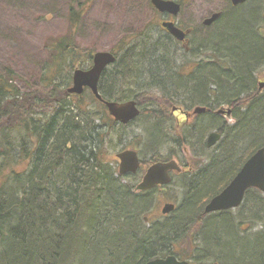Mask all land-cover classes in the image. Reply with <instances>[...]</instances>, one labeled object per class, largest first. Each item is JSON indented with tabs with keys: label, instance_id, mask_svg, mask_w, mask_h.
<instances>
[{
	"label": "trees",
	"instance_id": "trees-1",
	"mask_svg": "<svg viewBox=\"0 0 264 264\" xmlns=\"http://www.w3.org/2000/svg\"><path fill=\"white\" fill-rule=\"evenodd\" d=\"M83 10V2L71 6L69 32L48 44L52 58L41 78L45 91H22L14 83L17 74L11 69L6 74H0V264H67V253H75L77 236L81 240L80 261L88 263L106 264L103 259L106 252L110 256H118L125 264H146L153 258L168 254L197 263V234L203 215L200 214L197 219L177 217L150 225L145 220L146 212L139 211L138 201L156 192L163 193L165 197L164 191L169 186L138 192L135 190L136 182L121 185L120 180L127 176L120 175L106 158L104 145L106 139L111 140V129L118 124L120 127L117 130H122L134 121L128 125L117 123L105 104L88 89L82 94L68 91L75 68L92 65L94 52L76 42V30ZM244 24L235 31L243 35L223 37L224 45L234 41H238V46L242 43L239 48L232 45L234 51L231 53L235 64L242 66L240 73L227 78L230 82L243 79L235 85L236 90H243L248 65L264 48L262 42L249 36V24ZM212 38L218 39L221 35ZM130 43L113 50L118 57L113 65L117 66L116 77L127 79L131 69L137 66L128 60L127 46ZM161 46H168L165 49L169 56L170 41L162 39ZM122 53L127 55L122 57L121 63ZM107 71L103 72L99 83L103 98L116 101L135 99L142 107L140 117L162 123L172 119L171 111L175 105L172 95L157 96L141 91L130 96L123 90L116 93L114 83L105 84ZM225 88L229 89V86ZM233 88L232 92H227L228 95L236 94ZM245 99H236L229 104L237 111L248 106L251 110L259 100L254 101L253 95ZM71 119H78V122L92 119L90 132L95 134L97 145L84 148L75 144L72 139L74 128L66 123ZM60 121H63L62 124ZM74 124L78 127L77 122ZM104 126H107V132H102ZM77 131L84 132L81 127ZM224 131L223 127L220 133ZM262 146L264 141L253 144L249 154L234 166L217 190L210 193L204 203L202 200L200 210L224 189L242 163ZM132 148H136L135 145ZM170 158L155 152L143 160L140 171L131 176L139 180L148 165ZM189 174L186 172L183 176ZM263 194L259 189H249L241 206L249 200L251 206H256L260 212L264 209ZM230 211H221L214 216H227ZM226 216L225 220H232ZM258 251L250 256L254 264H264V245Z\"/></svg>",
	"mask_w": 264,
	"mask_h": 264
},
{
	"label": "rangeland",
	"instance_id": "rangeland-1",
	"mask_svg": "<svg viewBox=\"0 0 264 264\" xmlns=\"http://www.w3.org/2000/svg\"><path fill=\"white\" fill-rule=\"evenodd\" d=\"M225 1L205 0L201 10L194 8L192 17L194 20L186 24L189 26L197 24L201 12L207 15L215 7L227 2ZM254 1L253 6L260 2H262L260 5L264 4V0ZM79 2L84 3V10L76 30L78 45L98 52L119 50L123 44L125 46L127 42H131L127 46L128 60L137 66L131 69L127 79L116 77L117 66L109 67L106 86L114 83L116 93L123 90L130 96L141 91L151 92L157 96L172 95V84L169 82L170 55H167L165 49L168 46H161L162 39L166 38L170 43L171 40L162 29L158 32L157 22L160 17L155 14L149 0H0V74H6L8 69H11L17 74L14 83L22 91L32 89L45 91L41 78L46 64L52 58L48 44L69 32V9L71 6H77ZM228 8L229 6L224 5L221 11ZM244 10L248 11L249 7ZM229 11L230 9L226 12ZM244 22L249 24L242 15L233 13L220 20V23L211 30L208 29L207 33L211 34L204 35L206 37L197 36V44L205 43L204 46L220 48L227 56L226 62L231 64V60L234 59L231 53L242 43L240 42L238 46V41H234L224 45L223 37L243 35L235 31L245 26ZM253 22L251 20L247 25L249 27L247 32L251 37L255 36ZM257 22L256 30L264 26L260 18ZM214 35H221V38L213 39ZM127 54H121V63L122 57ZM231 66L228 65V68ZM225 87L219 91L223 98L232 92L230 87L229 89ZM223 98H219V102L214 106L219 104L217 108L227 107V102H221ZM201 103L176 101L175 105H184L187 108L203 105ZM252 107L251 110H248L249 106L238 110L230 116L221 115L218 123L204 115L187 121L177 112L175 115L172 114V119L167 123L142 116L122 130H117L120 127L117 124L111 129L113 130L111 140L106 139L104 145V151H107L106 158L117 171L119 170L117 153L132 148V145H135L142 160L158 152L165 157L176 159L181 166L192 163L193 168L188 176L177 173L173 175V182L164 191L165 197L163 193L156 192L138 203L139 211L146 212L145 217H148L150 225L155 222L171 221L177 217L197 219L200 214L203 215V222L197 234L199 261L195 264H254V259L250 255L259 253V247L264 245V209L258 212L256 206L253 208L249 200L229 212L227 216L232 220H225L224 214L204 215L200 210L202 200L204 203L210 193L217 190L233 171L234 166L249 154L253 144L264 141V88L260 99ZM73 121L78 123L83 133L77 131L78 127ZM91 121L92 119H83L80 123L78 119H71L66 122L71 129L74 128L75 134L72 139L80 147L86 148L98 143V140L94 139L95 134L92 135L90 132ZM62 122L60 121L61 124ZM221 122L225 125V131L217 144L208 148L207 137L221 128ZM104 128L102 132H107V126ZM199 172L201 174L194 178ZM137 181L128 175L120 180V184L128 182L134 184ZM167 201H172L179 208L163 215L162 207ZM80 241V236H77L75 253L66 252L69 256L67 264H94L91 261L89 263L80 261L82 257Z\"/></svg>",
	"mask_w": 264,
	"mask_h": 264
},
{
	"label": "flooded vegetation",
	"instance_id": "flooded-vegetation-1",
	"mask_svg": "<svg viewBox=\"0 0 264 264\" xmlns=\"http://www.w3.org/2000/svg\"><path fill=\"white\" fill-rule=\"evenodd\" d=\"M149 1L155 14L160 17L157 22L158 32L162 29L171 40V48L169 51V82L172 84L173 102H202L201 104H203L198 107L190 106L187 108H185L186 106L184 105H174L171 111L173 115H175L176 112L180 113L187 121L191 118H198V115H204L216 120L218 123V119L221 115L226 114L227 116H230L237 111L230 106V102L236 99H245L246 96L248 97L250 95L254 96V101L258 98L260 99L259 94L262 92V88H264V75L262 76L264 73V48L262 51L263 54L259 55L257 60L254 58L251 64L248 65L247 74L246 76L244 75L246 77V80L244 77V83L246 85L242 86L243 90H236L235 85L243 79H235L230 82L227 78L236 76L240 73L239 70L242 66L238 67L234 60H231V64L229 62L227 63V56L224 55V52H222L220 48L204 46L206 45L205 43L202 45L199 43L197 44L196 37L211 34V32L207 33L208 29L211 30L214 28L216 24H219L220 20H223L225 17L233 15V13H238L242 15L249 24L251 20L254 21L253 34L255 36H253V38L258 39L264 45V26H261L262 28L259 27V29L256 30V24L258 23L257 21L259 18L262 20L261 23H264V4L260 5L262 2L253 6L255 3L254 0H245L237 4H235L233 0H226L228 3L225 1L226 3L215 7V9H212L213 11L207 15L201 12L198 15L200 21L195 25L189 26L186 22H192L194 20L192 18L194 15V8L201 10V6L205 4V0H169L179 4V11L177 13L171 11L162 12L154 6L152 0ZM224 5L229 6V8L225 11H221ZM246 7H249L248 11L244 10ZM229 9L230 11L227 13L226 11ZM214 16L215 18H213ZM209 19H211L210 22H208ZM165 22L173 23L175 27L185 34V38L183 40L177 38L167 27L163 26V23ZM228 65H232L231 68H228ZM223 84L230 88L234 87L233 90L237 91L236 94L233 96L228 95L223 98L221 94H219V91L222 90L221 87ZM219 98H223L221 99V102H227L228 106L224 108H217L219 104L214 106V104L219 102ZM245 100L247 101V99ZM197 108H204V110L196 112L195 110ZM229 110L231 111L230 114L228 113ZM224 126L223 122H221V128ZM215 132L220 133V128ZM220 134L222 135V133ZM208 137L206 140V146L208 143ZM244 163L245 162L242 163L236 174L240 171ZM182 167L184 170H175L170 173L172 178L176 173L178 175H184L186 172H191L193 165L192 163H188ZM208 202L202 210L204 215H214L215 213L226 211L220 210L206 212L205 208ZM189 262L190 264H195L192 260H189Z\"/></svg>",
	"mask_w": 264,
	"mask_h": 264
},
{
	"label": "water",
	"instance_id": "water-1",
	"mask_svg": "<svg viewBox=\"0 0 264 264\" xmlns=\"http://www.w3.org/2000/svg\"><path fill=\"white\" fill-rule=\"evenodd\" d=\"M245 0H233L235 4ZM153 4L160 11H171L177 13L179 4L169 0H152ZM215 18V16L213 17ZM211 19L208 20L210 22ZM171 33L183 40L185 34L175 27L173 23H163ZM117 60L111 51H98L93 55V65L89 69L76 68L73 72V84L68 88L70 93L81 94L88 87L95 97L103 102L109 113L116 121L127 124L136 119L142 112L135 99L125 102L112 101L103 98L99 91V81L105 69L114 64ZM204 108H197L199 112ZM230 114L231 111L229 110ZM221 138L218 132H212L208 137L207 145H215ZM119 159V174H135L141 167L142 160L139 152L135 149H125L117 153ZM182 171L183 168L175 159L167 161H157L152 163L146 170L142 179L137 183L136 191L152 190L158 185H166L172 181V171ZM258 188L264 193V146L258 148L243 164L240 171L234 176L230 183L217 195H215L206 205V212L234 209L238 207L249 188ZM176 209V204L166 202L162 208V213H170ZM146 220H148L146 218ZM146 264H190L187 260H180L175 255H168L166 258H155Z\"/></svg>",
	"mask_w": 264,
	"mask_h": 264
},
{
	"label": "bare ground",
	"instance_id": "bare-ground-1",
	"mask_svg": "<svg viewBox=\"0 0 264 264\" xmlns=\"http://www.w3.org/2000/svg\"><path fill=\"white\" fill-rule=\"evenodd\" d=\"M263 86V85H262ZM263 89V88H262ZM260 94H262V92L260 93ZM259 94V95H260ZM223 128H220V130H222ZM148 219V218H147ZM103 259H104V261H105V263L107 264V263H113V264H125L124 262H123V260L121 259V258H119L118 256H116V255H114V256H110L109 255V252H106V253H104V255H103ZM249 264H252V263H249Z\"/></svg>",
	"mask_w": 264,
	"mask_h": 264
}]
</instances>
